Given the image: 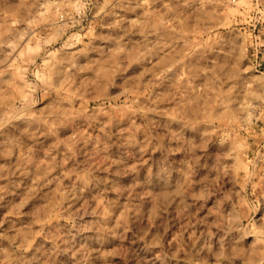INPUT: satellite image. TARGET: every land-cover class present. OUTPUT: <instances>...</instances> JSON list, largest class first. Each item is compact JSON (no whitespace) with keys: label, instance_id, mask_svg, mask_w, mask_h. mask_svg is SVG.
Instances as JSON below:
<instances>
[{"label":"clouds","instance_id":"9594fccd","mask_svg":"<svg viewBox=\"0 0 264 264\" xmlns=\"http://www.w3.org/2000/svg\"><path fill=\"white\" fill-rule=\"evenodd\" d=\"M261 65L264 0H0V264H264Z\"/></svg>","mask_w":264,"mask_h":264},{"label":"rangeland","instance_id":"374dc122","mask_svg":"<svg viewBox=\"0 0 264 264\" xmlns=\"http://www.w3.org/2000/svg\"><path fill=\"white\" fill-rule=\"evenodd\" d=\"M260 71H264V65H261V66H260ZM29 206H30V205H29ZM27 207H28V206H26V209H25V210H27ZM25 219H27V218H25Z\"/></svg>","mask_w":264,"mask_h":264}]
</instances>
